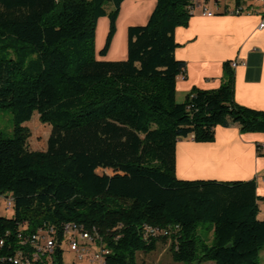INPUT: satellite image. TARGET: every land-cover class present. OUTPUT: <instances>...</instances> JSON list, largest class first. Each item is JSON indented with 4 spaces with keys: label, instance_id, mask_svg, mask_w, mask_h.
<instances>
[{
    "label": "trees",
    "instance_id": "16d2710c",
    "mask_svg": "<svg viewBox=\"0 0 264 264\" xmlns=\"http://www.w3.org/2000/svg\"><path fill=\"white\" fill-rule=\"evenodd\" d=\"M123 1L0 0V109L12 114L11 137L0 132V264L19 248L21 223L55 226L59 244L63 224L95 227L105 264H136L167 240L178 264H260L255 179L182 180L175 170L179 141L212 143L217 127L233 125L264 133V111L234 101L229 62L217 90L177 102L185 62L174 32L188 25L193 0H156L147 23L128 28L125 60L97 58V22L108 19L104 57ZM34 113L51 127L44 151L27 146L23 124ZM256 152L264 157V147ZM145 227L167 234L148 238Z\"/></svg>",
    "mask_w": 264,
    "mask_h": 264
},
{
    "label": "crops",
    "instance_id": "0c3cea01",
    "mask_svg": "<svg viewBox=\"0 0 264 264\" xmlns=\"http://www.w3.org/2000/svg\"><path fill=\"white\" fill-rule=\"evenodd\" d=\"M155 5L156 0H124L121 3L116 34L107 57L102 60H125L128 28L145 25ZM194 5L188 25L174 32L180 44L175 57L185 62V72L177 78L176 98L185 99L193 89L217 90L222 83L224 64L236 62L234 101L240 106L264 111V30L257 28L264 5L257 0H195ZM203 7L212 11L213 16H203ZM237 8L243 9L242 14H232ZM103 23H106L104 34L107 32V20L99 19L97 33ZM115 45L117 48L113 50ZM257 147H264V133H240L235 125L217 127L212 143L199 144L190 138L177 143L175 175L182 180L255 179L256 193L261 198L259 218L264 219V157L257 155ZM220 159L229 160L225 163ZM208 163L210 168L204 166ZM223 163L228 165L223 167ZM203 170L209 173L201 172Z\"/></svg>",
    "mask_w": 264,
    "mask_h": 264
},
{
    "label": "built area",
    "instance_id": "2783aa9c",
    "mask_svg": "<svg viewBox=\"0 0 264 264\" xmlns=\"http://www.w3.org/2000/svg\"><path fill=\"white\" fill-rule=\"evenodd\" d=\"M194 1L192 13L194 11ZM264 5V0H257ZM202 15L206 17L213 16L212 11L203 7ZM243 9L237 8L232 11L234 15L242 14ZM264 30V14L257 27ZM236 62H231L230 67L234 69ZM14 206V200L10 195L2 199V209L11 213ZM146 237H156L157 235H166L167 232L159 231L156 228L145 227ZM16 240L19 248L8 257L1 259L6 264H66L65 255L72 254L76 264L78 261H87L88 264H105L106 256L109 251L106 249L98 231L95 227L84 229L82 225L75 223H66L61 226V237H59L55 226L45 225L36 229L35 232L27 231V224H19L16 234ZM5 240L0 239V248L4 246ZM59 246L60 256L58 257L56 249ZM6 259V260H5Z\"/></svg>",
    "mask_w": 264,
    "mask_h": 264
},
{
    "label": "rangeland",
    "instance_id": "374dc122",
    "mask_svg": "<svg viewBox=\"0 0 264 264\" xmlns=\"http://www.w3.org/2000/svg\"><path fill=\"white\" fill-rule=\"evenodd\" d=\"M108 7L109 5L107 6V8ZM100 19H106L108 22V19L106 17H101ZM105 29H106V23L101 24V26L99 27L98 33L96 32V35H95V47H96L95 49L97 53V58L99 59L106 58L109 53V50H108L107 54L104 57L98 56L99 51L104 46L105 39L108 33V27H107V32L104 34ZM115 48H117V45L114 46L113 50H115ZM176 100L178 103H181L183 102L184 99L183 97L179 96L176 98ZM23 126H25L29 132V137L27 139L28 149L31 151H44L47 147V141L50 135L51 127L47 124H42L39 121L37 113H34L32 118L28 122H25ZM0 132L6 138L11 137L12 114L8 109H2V108L0 109ZM1 212L4 216H10V213L5 212L3 209H1ZM169 247H170L169 240L160 241L157 244V248L153 253H150V254L138 253L136 264H178L172 261L171 255L169 252ZM263 251H264V247L261 249L259 253L260 264H264ZM64 260L66 264H71L74 261V256L72 254H66ZM76 264H88V262L86 260L83 262L78 261Z\"/></svg>",
    "mask_w": 264,
    "mask_h": 264
},
{
    "label": "bare ground",
    "instance_id": "6f19581e",
    "mask_svg": "<svg viewBox=\"0 0 264 264\" xmlns=\"http://www.w3.org/2000/svg\"><path fill=\"white\" fill-rule=\"evenodd\" d=\"M203 152H204V151H203ZM208 154H209V153H208ZM232 154H233V153H232ZM233 155H234V154H233ZM205 156H206V154H205ZM224 156H225V155H224ZM228 157H229V155L226 156V158H228ZM232 157H233V156H232ZM213 158H214V157H213ZM223 158H225V157H223ZM220 160H223V159H220ZM225 160L228 161L229 159H224L223 161L225 162ZM230 161H231V160H230ZM221 163H222V161H221ZM225 163H226V162H225ZM228 163H230V162H228ZM223 164H224V163H223ZM194 165H197V164H194ZM205 165L208 166V167L210 168L209 163H208V164H204V166H205ZM225 165H226V164H224L223 167H224ZM227 165H228V164H227ZM227 165H226V166H227ZM229 165H230V164H229ZM201 166H202V164H201L200 166H198V167H201ZM220 166H221V164H220ZM230 166H232V164H231ZM191 167H193V166H191ZM194 167H195V166H194ZM194 167H193V168H194ZM198 167H196V168L198 169ZM215 167H216V166H215ZM193 168H190V169L192 170ZM217 168H218V167H217ZM228 168H232V167H228ZM194 169H195V168H194ZM200 169H201V168H200ZM200 169H199V170H200ZM206 169H208V168H206ZM211 169H212V168H211ZM191 170H190V171H191ZM219 170H220V169H219ZM226 170H227V168H226ZM216 171H217V173H218V170H217V169H216ZM221 171H222V170H221ZM228 171H229V170H227L226 172H228ZM197 172H198V170H197ZM199 172H200V171H199ZM201 172H208V171L203 170V171H201ZM201 172H200V173H201ZM193 173H194V172H193ZM208 173H209V172H208ZM208 173H206V174H208ZM210 173H212V172H210ZM214 173H215V172H214ZM224 173H225V172H224ZM194 174H195V173H194ZM204 174H205V173H204Z\"/></svg>",
    "mask_w": 264,
    "mask_h": 264
}]
</instances>
